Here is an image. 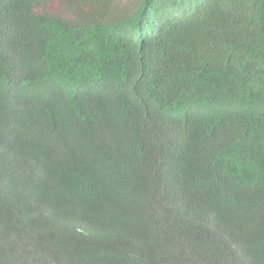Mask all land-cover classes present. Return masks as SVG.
Instances as JSON below:
<instances>
[{
  "label": "trees",
  "instance_id": "obj_1",
  "mask_svg": "<svg viewBox=\"0 0 264 264\" xmlns=\"http://www.w3.org/2000/svg\"><path fill=\"white\" fill-rule=\"evenodd\" d=\"M0 0V264H264V0Z\"/></svg>",
  "mask_w": 264,
  "mask_h": 264
},
{
  "label": "rangeland",
  "instance_id": "obj_2",
  "mask_svg": "<svg viewBox=\"0 0 264 264\" xmlns=\"http://www.w3.org/2000/svg\"><path fill=\"white\" fill-rule=\"evenodd\" d=\"M47 10L50 12H60L63 10V6L57 0H50L47 5Z\"/></svg>",
  "mask_w": 264,
  "mask_h": 264
}]
</instances>
